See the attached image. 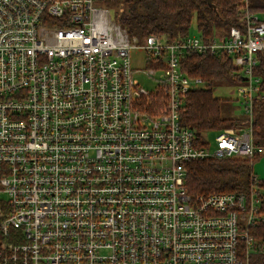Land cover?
<instances>
[{
	"label": "built area",
	"instance_id": "built-area-1",
	"mask_svg": "<svg viewBox=\"0 0 264 264\" xmlns=\"http://www.w3.org/2000/svg\"><path fill=\"white\" fill-rule=\"evenodd\" d=\"M242 3L239 25L212 37L139 41L100 0H0V264H250L261 179L237 193L186 187L191 161L264 154V19ZM192 54L231 59L236 84L219 86L237 88L248 119L204 146L181 120L185 95L207 87L185 70Z\"/></svg>",
	"mask_w": 264,
	"mask_h": 264
},
{
	"label": "trees",
	"instance_id": "trees-1",
	"mask_svg": "<svg viewBox=\"0 0 264 264\" xmlns=\"http://www.w3.org/2000/svg\"><path fill=\"white\" fill-rule=\"evenodd\" d=\"M100 3L110 8L115 20L139 41L151 34H161L170 40L186 37L194 19L200 32L209 38L218 29L229 30L239 25L244 14L242 0H215V8L208 0H100ZM249 9L264 19V0H249ZM227 58L192 54L185 61V70L207 83V87L185 95L181 111L183 125L194 131L202 146L208 144L205 139L214 132L247 124L245 118L223 117L222 99L214 96L219 85L236 84L231 59ZM260 62L258 74L264 79V59ZM159 94L164 96L163 92ZM253 119L254 144L264 147V99L255 102ZM260 156L252 161L211 157L191 161L187 163L186 187L192 195L250 191L257 177L254 164ZM257 186L263 188L264 181L258 180ZM261 209L264 212V199ZM251 234L259 243L250 254V264H264V222L251 228Z\"/></svg>",
	"mask_w": 264,
	"mask_h": 264
},
{
	"label": "rangeland",
	"instance_id": "rangeland-1",
	"mask_svg": "<svg viewBox=\"0 0 264 264\" xmlns=\"http://www.w3.org/2000/svg\"><path fill=\"white\" fill-rule=\"evenodd\" d=\"M201 34L196 20L194 19L191 27H190V35L191 36H199ZM132 64L135 69L138 70L136 74V79L140 82L141 87L146 88L148 90L155 89L158 84L154 79L148 76L145 71L148 68L145 65L144 55L141 51H133L131 53ZM157 78V76H156ZM214 96L216 98L222 99V115L226 118L233 117L236 118H245L247 119L246 108L244 105V99L239 96V91L237 88L227 87V86H219L214 89ZM232 127V126H231ZM218 132L212 133L208 136L210 142L213 144L215 142V137ZM254 171L258 178L264 180V154L259 161L254 164ZM264 194V189H263Z\"/></svg>",
	"mask_w": 264,
	"mask_h": 264
},
{
	"label": "water",
	"instance_id": "water-1",
	"mask_svg": "<svg viewBox=\"0 0 264 264\" xmlns=\"http://www.w3.org/2000/svg\"><path fill=\"white\" fill-rule=\"evenodd\" d=\"M211 7L215 8V0H208Z\"/></svg>",
	"mask_w": 264,
	"mask_h": 264
},
{
	"label": "crops",
	"instance_id": "crops-1",
	"mask_svg": "<svg viewBox=\"0 0 264 264\" xmlns=\"http://www.w3.org/2000/svg\"><path fill=\"white\" fill-rule=\"evenodd\" d=\"M261 157H262V156H260V159H261ZM260 159H259V160H260ZM259 160H258V161H259ZM257 177H259V176H257Z\"/></svg>",
	"mask_w": 264,
	"mask_h": 264
}]
</instances>
